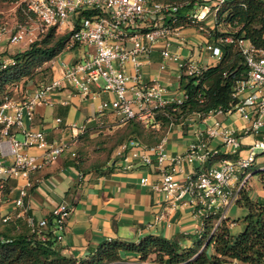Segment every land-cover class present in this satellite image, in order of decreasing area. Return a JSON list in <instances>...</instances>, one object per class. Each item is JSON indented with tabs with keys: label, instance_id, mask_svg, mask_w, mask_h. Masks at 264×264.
I'll return each mask as SVG.
<instances>
[{
	"label": "built area",
	"instance_id": "1",
	"mask_svg": "<svg viewBox=\"0 0 264 264\" xmlns=\"http://www.w3.org/2000/svg\"><path fill=\"white\" fill-rule=\"evenodd\" d=\"M227 1L196 0L198 10L189 16L190 27L199 25L196 28L201 33L210 35V28L205 23L212 20V15L215 19L217 12ZM19 5L37 20L40 33L50 27H68L71 35L65 49L72 51L75 48H86V51L71 64L59 62L63 70L62 76L49 84L38 86L33 92L17 87V91L22 93L21 102L9 96L0 101L1 135L9 138L8 141L0 140V156L11 155L15 158L12 165L0 163V203L6 198V185L11 179L19 175L28 176L41 170L44 165L56 164L67 148L63 143L50 144L43 132L26 129V120L34 119L35 107L46 103L50 95L60 90L64 84L74 87L83 95H89L92 87L108 92L114 95L115 99L111 104L124 122L138 120L147 127L158 126L156 116L161 108L171 104L181 105L187 98L179 89L181 77L199 76L212 66V58L217 63L222 59L221 48L212 45L207 37L198 45L207 56L206 64L199 63L193 56L184 57L170 51L173 44H186L183 32L187 29L179 19L178 11L181 7L173 4L149 0H21ZM7 34L10 46H16L28 37L29 31L21 29L12 33L4 27L0 39ZM32 41L29 39L25 45ZM220 42L233 43L234 40L229 37ZM237 44L245 58L249 74L246 80L239 81L235 87L233 97L236 104L228 111L219 108L206 116H197L205 119L212 115L237 112L249 120L244 134L259 136L264 129V49L243 39L238 40ZM157 47H160L162 58L158 70L161 74H167L173 67L176 79L170 86H178L182 94L180 97L169 98L168 90L164 87L166 85L160 77L146 78L144 74V67L152 63V55ZM55 60L56 58L49 63ZM8 64L7 59L0 60L3 67ZM246 90L253 91L242 98L241 95ZM111 104L104 103L99 109L100 114ZM57 123H61V120L58 119ZM175 125L171 122L170 129ZM11 127L21 130L25 137L23 142L10 136ZM220 127L217 123L214 128H209L206 131L207 137L198 133V141L192 143L186 153L174 157H168L163 152L164 140L156 147L144 149V155L138 150L141 147L138 142L130 141L128 144L129 148L136 150L132 152V156L140 158L144 166H151L153 155H156L161 175L156 190L177 200L187 195L192 196L197 207L195 215L201 220L203 228L204 220L209 215L220 214L216 226L227 218V211L236 204L241 189L247 187L253 175L250 170L257 161L255 151L259 149L264 152V139L255 140L245 146L244 150L234 132L221 131ZM69 128L79 133L86 130L85 125L74 124ZM218 136L223 138L230 153L238 157L234 160L220 159L215 167L194 169L187 175L185 184L181 185L177 174L183 164L194 166L197 163L203 166L219 157L220 153L212 150L208 141V138ZM31 147L45 151L43 161L39 162L35 156L23 153L25 148ZM141 183L146 185L148 179L142 178ZM31 186L29 182L20 189L19 197L15 200L16 207L20 208L19 213L15 216L7 215L2 220L3 223H9L14 218L24 219L32 233L44 239L43 232L46 233L49 229V218L37 220L28 215L30 206L26 205L25 199ZM222 210L225 212L222 213ZM70 213V210L60 205L49 215L57 242L63 239L62 231Z\"/></svg>",
	"mask_w": 264,
	"mask_h": 264
},
{
	"label": "crops",
	"instance_id": "2",
	"mask_svg": "<svg viewBox=\"0 0 264 264\" xmlns=\"http://www.w3.org/2000/svg\"><path fill=\"white\" fill-rule=\"evenodd\" d=\"M205 25L207 28H214L213 15L212 20L207 21ZM185 31L183 37L186 44L184 46L173 44L170 51L184 57L193 56L201 64L208 63L207 56L203 54L202 48L198 47L205 40V34L196 27H192L189 32ZM159 48L157 47L152 55V63L144 67V74L146 78L160 77L166 85L164 87L168 90L169 98L180 97L178 86H170L176 79L173 67L167 74H161L158 70L162 60ZM11 50V46L6 49L8 53H11ZM85 51L86 48L65 51L55 61L50 62L51 82L62 76L63 70L59 62L71 64ZM215 65L217 62L212 58V66ZM37 87L27 86V90L33 92ZM252 91L246 90L241 97L245 98ZM22 99L17 102H21ZM114 99V95L97 90L95 87H92L89 95H83L74 87L64 84L60 90L50 95L46 103L35 107L34 119L26 120V129L43 132L50 144L63 143L67 148L56 164L44 165L37 172L28 176L19 175L8 182L9 193L0 205V220L7 215L15 216L19 213L20 208L16 207L15 200L19 197L20 189L30 182L32 186L25 199L26 205L30 206L28 215L37 220L44 219L60 205L71 212L62 231L63 239L57 243L59 251L67 257L83 262L89 258L92 251L98 250L108 242L119 241L137 245L150 235L165 238L170 242H178L184 248L196 247L198 243L203 242L202 251L207 246L209 238L204 242V236L201 234L204 228L201 220L195 215L197 207L192 196L187 195L177 200L155 188L161 181L156 155H153L154 161L151 166H144L140 158L132 156V152L136 150L129 148V142L113 149L109 159L105 153L97 152L95 145L98 132L93 131L94 129H101L102 131L99 132L112 136L126 126V122L111 104ZM104 103L111 105L100 114L99 109ZM58 119L61 123H57ZM217 123L220 124L221 131L234 132L239 137L244 150L245 146L255 140L264 139V129L259 136L245 135L244 131L249 125V120L237 112L212 115L205 119L193 116L169 128L162 139L163 152L168 157L186 153L189 146L200 138L198 133L201 132L207 137L206 131L214 128ZM74 124L85 125L86 130L83 133L72 131L69 126ZM1 129L2 126H0V140L8 141V137L1 135ZM9 131L10 136L16 140L20 142L25 140L17 127H11ZM248 137L253 139L246 141ZM208 141L212 150L227 156L214 158L203 166L197 163L194 166L183 164L177 174V180L181 185L185 184L187 175L194 169L215 167L220 159L234 160L238 157L230 153L221 136L208 138ZM161 142L152 146L142 145L138 150L144 155L146 153L144 149L156 147ZM73 152L78 154L79 166L71 163ZM23 153L35 156L39 162L45 157V151L37 147L25 148ZM14 161L15 158L11 155L0 156L1 164L9 166ZM257 165L264 167V164H259L258 160ZM252 174L246 189L252 199L264 200V187L258 176ZM142 178L148 179L146 185L141 183ZM233 206L226 214V219H230V222L237 221L246 214L243 208L235 209ZM224 212L225 210H222V213ZM19 220L24 222V219L16 218L13 221ZM240 223L231 224L232 232ZM120 264L149 263L140 262L138 256L130 252L122 255Z\"/></svg>",
	"mask_w": 264,
	"mask_h": 264
},
{
	"label": "trees",
	"instance_id": "3",
	"mask_svg": "<svg viewBox=\"0 0 264 264\" xmlns=\"http://www.w3.org/2000/svg\"><path fill=\"white\" fill-rule=\"evenodd\" d=\"M20 1L0 0V5H19ZM149 1L180 6L179 19L186 28L191 26L189 16L198 10L196 0ZM18 12L20 15L26 13L20 5ZM57 31L58 27H50L40 33L41 39L29 42L26 49L14 54L5 52L6 58L0 56V60L9 61L6 67L0 65V99L9 96L20 100L22 93L17 91V87L27 90V86L21 84L24 79L35 80L48 74L46 84L51 82L49 69L43 68V65L64 52L71 35L68 31L67 35L57 37ZM209 32L210 35L205 34V37L221 48L222 59L199 76L181 77L179 89L187 96L183 103L161 108L156 116L158 126L147 127L138 120H130L112 136L99 132L101 129H94L98 132L95 145L97 152L105 153L109 159L113 149L123 143L136 141L141 146L156 145L168 133L171 122L180 124L193 116H206L219 108L228 111L236 104L233 97L235 87L239 81L246 80L249 74L237 42L243 39L264 49V0H228L217 12L215 26ZM229 37L234 40L233 43L220 42ZM72 158L71 163L79 166L76 152L72 153ZM252 168L264 187V167L254 164ZM5 193H9L8 184ZM236 204L246 211L237 221L225 219L216 226L220 214L205 218L201 234L204 238H210V241L202 251L203 242L196 247L184 248L178 242L150 235L137 245L108 242L92 251L83 262L59 251L50 216L49 229L43 232L44 239L32 233L23 221L3 223L1 219L0 264H120L122 255L130 252L136 254L140 262L149 264H264V200L252 199L247 189L242 188ZM236 222L244 224L239 233L231 229V224Z\"/></svg>",
	"mask_w": 264,
	"mask_h": 264
},
{
	"label": "rangeland",
	"instance_id": "4",
	"mask_svg": "<svg viewBox=\"0 0 264 264\" xmlns=\"http://www.w3.org/2000/svg\"><path fill=\"white\" fill-rule=\"evenodd\" d=\"M18 8L19 5H0V33L2 28L6 27L9 30L12 31V33H16L17 31L24 29V30H28L29 31V35L28 37L19 45L13 46L11 53H17L20 50H24L27 48V45H25L26 42H28L29 39L32 40H37V39H41L42 35L40 36V29L38 28V22L35 18H33L32 16L26 14L23 12L22 15L19 14L18 12ZM192 28H187L185 32H189L191 31ZM69 31L68 27H60L58 28L57 31V37L60 36H64L67 35ZM10 46V42H9V34H7L6 36L1 37L0 39V56L5 57L4 54L6 51V49ZM5 47V49L3 48ZM5 50V51H4ZM67 51L66 49L64 50V52ZM65 59V58H64ZM210 63L212 64V61H210ZM50 64L49 61L45 62V64L43 65V68H48L49 72L51 71L50 69ZM48 74L46 76H39L38 78L36 77L35 80H27L24 79L21 81V84L23 86H41L47 83L46 79H48ZM47 77V78H46ZM103 84V82H101ZM181 94V92H180ZM182 95V94H181ZM2 99H0L1 101ZM253 138L248 137L246 138V141H251ZM264 152H262L261 150H256L255 154L258 155L257 156V160L259 161V164H264ZM251 173L254 172V168H251L250 170ZM252 184V182H251ZM235 209L238 208L237 204H234ZM233 206V207H234ZM245 211V209H243ZM241 217V216H240ZM223 221V220H222ZM217 222H215V224H217ZM244 228V224L240 223L236 229H234V232L237 231H242ZM236 232V233H237ZM207 241V238H204V242Z\"/></svg>",
	"mask_w": 264,
	"mask_h": 264
},
{
	"label": "water",
	"instance_id": "5",
	"mask_svg": "<svg viewBox=\"0 0 264 264\" xmlns=\"http://www.w3.org/2000/svg\"><path fill=\"white\" fill-rule=\"evenodd\" d=\"M209 241H210V238H209V240L207 241L206 245H208Z\"/></svg>",
	"mask_w": 264,
	"mask_h": 264
}]
</instances>
